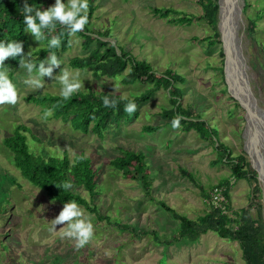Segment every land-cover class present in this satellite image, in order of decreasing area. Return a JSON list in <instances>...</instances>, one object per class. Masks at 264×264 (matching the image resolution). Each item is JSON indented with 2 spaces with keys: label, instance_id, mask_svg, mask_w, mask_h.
I'll return each instance as SVG.
<instances>
[{
  "label": "rangeland",
  "instance_id": "374dc122",
  "mask_svg": "<svg viewBox=\"0 0 264 264\" xmlns=\"http://www.w3.org/2000/svg\"><path fill=\"white\" fill-rule=\"evenodd\" d=\"M46 1L49 6L55 2ZM92 2L95 11L88 22L89 33L97 36L109 31V35L102 36L104 39L138 59L148 60L158 73L166 69L179 72L185 78L179 83L183 93L181 103L192 106L203 118L218 125L221 139L232 148L233 155L245 153L251 161L244 134L246 110L240 103L237 106L230 90L233 87H229L225 69L221 70L222 40L214 45L204 40L213 34L214 26L199 17L203 14L199 0ZM243 2L238 40L252 91L264 109V0ZM156 6H172L196 18L191 24L180 25L154 14ZM251 19L255 20L254 28ZM30 38L26 54L31 51L36 63V52L42 42L39 44L31 34ZM94 47L95 43L88 49L80 34L72 35L69 47L58 56L61 65L53 69L52 77H43L40 88L27 82L32 77L25 68H9L14 72L17 102L0 105V264H245L240 244L220 237L215 231L202 234L196 242L177 240L180 221L159 201L164 200L190 218L203 215L211 203L232 216L235 211L252 206L256 215L260 203L264 218V189L253 198V184L231 176L230 166L222 160L223 152L215 150L196 131H184L168 124L162 116L163 107H171L169 90L165 87L154 88L152 83L141 81L127 83L128 71L117 77H96L93 68L71 67L74 56L85 55ZM61 69L77 76L82 82L80 90L110 91L130 99L149 88L155 90L148 100L137 104L128 119L114 120L103 136L92 131L83 133L69 122L48 118L41 105L27 99L29 95L59 94L61 85L55 76ZM20 123L32 129L28 135L35 153L48 157L66 152L71 158L84 153L93 159L94 167L100 168V192L95 195V201L100 214L110 215L111 220L100 218L78 204L93 223V236L82 248L77 249L75 242L64 235L63 224L54 227L53 219L64 203L32 185L13 164V154L5 146L4 138ZM145 125H160V128L147 132L143 129ZM122 148L147 155L153 200L144 192L140 181L123 177L112 167L111 160L122 154ZM181 168L191 172L195 180L183 174ZM223 178L231 181L229 199L222 192L223 187L214 190V185ZM201 187L212 193L213 200L205 199ZM71 188L87 194L74 182ZM225 204H230L231 209L225 208ZM117 223L129 227L124 229ZM145 230H156L157 234H142Z\"/></svg>",
  "mask_w": 264,
  "mask_h": 264
},
{
  "label": "trees",
  "instance_id": "16d2710c",
  "mask_svg": "<svg viewBox=\"0 0 264 264\" xmlns=\"http://www.w3.org/2000/svg\"><path fill=\"white\" fill-rule=\"evenodd\" d=\"M88 0L89 11L88 22L91 19L95 6ZM23 0H0V40L7 43L10 40H20L23 43V52L26 54L31 38L29 33L24 32L23 15L20 13ZM29 4L40 7L45 10L49 7L46 0H28ZM203 9V14L199 16L214 26L212 35L205 37L204 40L214 45L221 42V35L217 27L219 15V0H199ZM248 4L245 5V11ZM154 14L180 25L191 24L195 15H189L172 6H156L153 8ZM176 14V16H173ZM182 14V15H181ZM198 17V18H199ZM251 28L255 26V20L251 19ZM88 23L84 29L77 34L85 38V46L95 43V47L85 55L74 56L70 60V65L75 69L93 68L96 77L108 76L117 77L125 71V82L133 84L136 82H150L155 87L163 86L169 90L171 107H163L162 116L168 120L172 126V121L180 117L179 126L184 131L194 130L200 138L208 141L217 151L223 152V161L231 168V176L237 179H247L253 184L252 196L257 198L263 192L262 183L258 178V171L253 167L251 161L245 153L233 155V150L221 139L218 125L213 124L209 119L203 118V115L196 111L192 106H185L181 103L182 87L179 83L184 82L185 78L176 70L166 69L162 74L154 70L151 63L146 59H138L130 51L117 47L110 40L104 39L103 35H109V31L100 33L97 36L93 32L89 33ZM61 37V46L59 49H48L47 40L51 36L59 35ZM45 40L38 48L36 54V63L39 59L47 57L49 52H55L57 57L69 47L72 35H68L66 29L57 25L56 30L48 33L45 31ZM198 39V37H196ZM120 50V51H119ZM223 65L220 66L224 71L225 53L221 48ZM18 59L8 58L4 61L6 71L14 80V72L10 66L16 68L19 66ZM16 86V84H15ZM154 88H149L133 99L122 98L121 95L110 91L96 92L92 88L89 90H79L71 98L65 100L60 94L45 93L39 95H29L27 99L42 106V109L49 110L48 118L61 119L69 122L75 130L83 133L91 131L99 136H103L110 124L114 120L120 121L122 118L128 119L130 114L124 111V104L129 100L135 104H140L150 98ZM107 95L110 99L117 101L115 108H105L102 98ZM238 102V101H237ZM236 102V103H237ZM239 106V102L237 103ZM160 128V125H145L143 129L147 132H153ZM32 129L26 124L16 125L12 134L4 138L5 146L13 154V164L32 185L44 190L50 198L61 203L75 201L84 206L90 212L97 216L111 220L110 215L102 216L95 201V195L100 192L99 189V167L93 166V159L84 153L76 154L71 158L66 152L63 155H50L48 157L37 154L31 149L29 135ZM33 135V134H32ZM33 138L38 137L33 135ZM112 167L121 172L123 177L137 179L141 182L142 188L147 196L153 200L151 193L153 180L150 175V164L147 155L143 151L122 148V154L111 160ZM216 163V162H214ZM183 174L195 180L194 175L185 168H181ZM74 182L77 186L83 187L87 194L75 191L73 188L63 189V183ZM224 188L222 191L229 199V190L231 181L229 178H223L214 185V190ZM201 192L205 199L213 195L201 187ZM161 206L169 211L175 219L180 221L179 235L177 240H186L191 242L198 241L202 234L208 231H215L222 238L237 241L240 244L245 264H264V218L262 216V205L258 204L257 214L252 211V206L243 207L235 211L232 216L225 212L221 206L210 204L209 209L197 218H190L185 214L178 212L164 200L159 201ZM227 209H231L230 204H225ZM116 222H120L117 221ZM116 224V223H115ZM121 228L127 229L129 225L119 224ZM157 234L156 230H145L142 234ZM154 235V236H155ZM160 240V239H157Z\"/></svg>",
  "mask_w": 264,
  "mask_h": 264
},
{
  "label": "clouds",
  "instance_id": "9594fccd",
  "mask_svg": "<svg viewBox=\"0 0 264 264\" xmlns=\"http://www.w3.org/2000/svg\"><path fill=\"white\" fill-rule=\"evenodd\" d=\"M87 10L88 0H55L54 4L45 10L29 4L28 0H23L22 7H20V13L23 15L24 32L31 34L39 44L46 38L45 31L51 33L56 30L57 25H60L62 29H66L68 35L81 32L88 23ZM63 35L64 32L61 31L59 35L51 36L47 40V48L59 49ZM26 57H31V51L25 54L23 52V43L20 40H10L7 43L0 40V105H14L17 102L16 86L8 71L5 70L4 61L6 59L19 58V66L25 68L32 77L27 82L36 88L42 87L43 77H52L53 69L61 65V60L58 59L55 52H49L47 57L39 59L38 63L33 62L32 57L30 59ZM55 77L58 78L61 85L59 94L65 100L71 98L82 87V82L77 76L70 75L66 69H61L58 76L56 75ZM102 103L105 108H115L117 101L105 95L102 98ZM136 109L137 105L134 101L129 100L124 104V111L128 114L134 113ZM44 115H50V111L45 110ZM180 119L179 116L173 119V128L179 126ZM61 187L69 189L71 184L65 182ZM53 222L54 227L59 224L64 225V235L75 242L77 249L87 244L93 236L91 218L84 214L75 201L64 203L62 210L53 219Z\"/></svg>",
  "mask_w": 264,
  "mask_h": 264
},
{
  "label": "water",
  "instance_id": "95a60500",
  "mask_svg": "<svg viewBox=\"0 0 264 264\" xmlns=\"http://www.w3.org/2000/svg\"><path fill=\"white\" fill-rule=\"evenodd\" d=\"M244 4L243 0H219L218 28L225 53L227 82L230 88H236L240 95L245 96V99H242L232 92L234 98L246 110L245 143L250 146L253 156L247 148L246 150L251 156L253 167L258 171V178L264 189V109L258 105L252 91L245 56L238 40L239 21Z\"/></svg>",
  "mask_w": 264,
  "mask_h": 264
},
{
  "label": "bare ground",
  "instance_id": "6f19581e",
  "mask_svg": "<svg viewBox=\"0 0 264 264\" xmlns=\"http://www.w3.org/2000/svg\"><path fill=\"white\" fill-rule=\"evenodd\" d=\"M232 90H233L234 93H236V95H239V96L242 97V99H245V98H244L245 96L240 95V94L238 93V90H237L236 88H233ZM239 92H240V90H239ZM247 149L249 150L250 154L253 156V152H252V150H251V148H250L249 145H247ZM253 161H254V163L256 164L255 158L253 159Z\"/></svg>",
  "mask_w": 264,
  "mask_h": 264
},
{
  "label": "built area",
  "instance_id": "2783aa9c",
  "mask_svg": "<svg viewBox=\"0 0 264 264\" xmlns=\"http://www.w3.org/2000/svg\"><path fill=\"white\" fill-rule=\"evenodd\" d=\"M218 192V190H216Z\"/></svg>",
  "mask_w": 264,
  "mask_h": 264
}]
</instances>
